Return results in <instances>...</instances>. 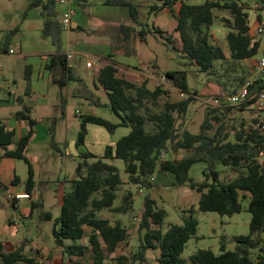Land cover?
<instances>
[{"label":"trees","instance_id":"trees-1","mask_svg":"<svg viewBox=\"0 0 264 264\" xmlns=\"http://www.w3.org/2000/svg\"><path fill=\"white\" fill-rule=\"evenodd\" d=\"M175 1L163 0L158 7H169ZM261 1L264 6V0ZM105 3L126 5L133 22L137 23L138 8L130 0H105ZM36 6H40L44 19L43 33L58 48L62 27L55 18V0H29L26 9ZM247 8L240 0H203L201 3L181 1L177 13L173 14L181 51L200 70L212 75L210 80L220 85L227 94L236 92L243 84L247 78L246 74L241 73L245 72L243 60L255 56L260 47V42L249 32ZM214 9H223L229 13L228 18H222L227 26L225 39L229 49L228 57L211 40L210 26L216 20ZM131 29L128 25L120 26L125 35ZM155 31L159 32L157 29ZM146 32L142 28L139 35ZM223 61L227 62V66L222 67ZM47 67L58 86L65 85L69 80H78L73 76L66 55L62 52L52 54ZM116 71L113 63L106 64L98 71L97 82L104 89L107 100L101 102L92 96L91 99L97 106H109L119 121L111 122L94 114L79 116L80 127L75 144H83L88 123L102 126L110 133L121 126L128 127L129 131L113 144L106 145L101 155L92 152L81 154V160L75 166V175L69 180L70 187L62 194L59 215L53 219L55 247L69 259L72 256L84 257L88 253L92 264H111L106 261L107 255L113 253L121 242L126 243L129 234L125 225L119 219L113 220L112 215L130 212L133 202L132 192L127 190L121 196L120 203L114 205L123 180L117 167L105 160L120 158L124 160L126 180L129 183L150 187L148 178L155 171L169 172L174 176L172 184H187L200 193L198 209L201 211H215L230 216L243 209L242 199L248 197V233L234 237L233 249L226 247L224 237H221L218 253L209 248L197 249L190 255L189 264H264V163L258 160V155L264 152V135L258 127L254 124L247 128L241 127L234 132L233 139H227V135L221 136L217 130L207 137L204 130L212 127L209 119L219 121L215 115L216 109L210 107L206 109L200 132H178L177 120L185 116L188 105L195 97V94L188 92L184 70L168 69L162 72L172 86L185 96L179 100L166 99L163 102L159 99L166 90L161 83L149 88L147 79L127 80L116 76ZM247 105L249 102L238 106L243 109ZM21 106L22 109L15 112L14 116L27 120L28 132L15 143L13 149H8L13 132L0 123V147L3 156L19 158L27 164L25 190L29 193L34 184V174L24 152L35 120L30 117L28 106L23 102ZM223 107L228 110L226 106ZM203 139L208 141L202 142ZM167 148L172 151H192L179 158H162ZM201 160L207 162V168L203 171L204 180L198 183L189 177L188 171L195 162ZM215 162L233 170L234 175L226 182L220 181L219 172L211 167ZM155 203L150 195L145 197L140 219V228L145 230L143 238L135 252L115 258L118 264H126L127 260L131 264L143 261L148 249L157 248L158 264H185L180 255L187 240L195 235L197 220L192 215L194 207L190 208V215L181 224L170 223L163 230L166 210L155 208ZM41 205L38 199L31 201L30 213ZM104 210L109 213L105 215ZM42 213L39 214L42 220L52 219L50 213ZM85 226L89 227L88 234H85ZM84 238L85 242L82 241ZM66 240L71 243H65ZM27 246L29 241L23 239L17 247L5 251L0 241V264H45L38 261L39 251L32 252L29 249L26 252Z\"/></svg>","mask_w":264,"mask_h":264},{"label":"rangeland","instance_id":"rangeland-1","mask_svg":"<svg viewBox=\"0 0 264 264\" xmlns=\"http://www.w3.org/2000/svg\"><path fill=\"white\" fill-rule=\"evenodd\" d=\"M28 0H0V34L6 33L9 37V42H14V28L18 27V22L21 19L22 14L25 11V6ZM75 8L86 7L87 5L97 4L101 0H68ZM136 4L139 10L140 23L135 24V27L139 30L142 28L148 30L146 34V40L141 42H136V49L138 53L141 54L140 59L143 60L142 63H139L141 67H144L145 70L149 69L150 64H155L157 71L164 72L168 69H177L184 70L186 73V85L188 92L195 94L194 99L188 105L187 111L183 118H178L176 127L178 132L183 130H188L192 133L200 132V124L205 118V112L208 108H215V115L218 116L219 121L214 119H209L212 122V127L206 128L204 130L205 136L210 137L216 130L222 135H227V139H233L234 132L243 127L254 124L257 126L259 124V118L257 114L253 112L250 104L244 106L243 109H239L238 105H229L226 106L228 110H224L223 106H212L209 103V100L213 97H216L220 94V88L218 84L210 80L212 75L207 74L205 71L199 69L197 65L190 62V60L184 55L180 49V44L177 36L170 41L168 44L167 36L170 31H161L154 32L150 31L152 29V20L154 25L157 26L155 18L149 15V8L140 4L142 0H131ZM162 1V0H161ZM159 0H154L153 3L159 5L161 3ZM180 1H185L189 3H201L203 0H177V3ZM248 8L246 9L248 24L250 27L251 35L260 40V46L264 45V6L261 0H240ZM66 4H56V8H63ZM250 6V7H249ZM28 12L30 9H27ZM213 12L216 15V20L214 21L212 27L218 29L219 31L225 30L227 26L226 22L222 18H228L229 13L226 10H217L214 9ZM41 24L36 26H30L26 28V31L29 32V36L37 35L38 33L43 36H47L41 30ZM262 27V32H257L256 28ZM162 29V27H160ZM25 31V32H26ZM19 32V31H18ZM211 33V32H210ZM62 34V48L65 50V35L66 28L61 29ZM27 36V35H26ZM169 39V38H168ZM211 40L214 43L213 36L211 35ZM5 44V39L1 43V47ZM218 45L221 46V43L218 42ZM226 44V43H225ZM9 45V44H7ZM227 48V45L226 47ZM260 48V47H259ZM258 54L255 55L257 57ZM229 56V55H228ZM227 56V57H228ZM114 59L119 63H131L130 61H135L136 58L133 56L123 55L117 53L114 56ZM228 59V58H227ZM85 59L82 60V69H84ZM227 66V62L223 61L222 67ZM244 73L246 77L249 73V66L246 63H243ZM228 69V68H227ZM161 76H164L163 82L161 83L163 89L166 90V93L161 95L159 101L163 102L166 99L170 100H179L184 98L182 97L181 92L172 86L170 81L166 78L163 73L156 75L159 79ZM1 80V75H0ZM160 80V79H159ZM149 87H152L153 84L150 82ZM228 91V90H226ZM223 95L228 92L222 91ZM99 99L101 102H106V96L103 93H98ZM222 96V95H220ZM223 107V108H217ZM158 108H153L157 110ZM96 115L101 116L111 122H118V116L112 111L109 106H99L95 108ZM262 116L264 117V109L261 110ZM209 117V116H208ZM93 127L100 128L106 132L105 138L100 136L99 138H94V140L88 143L86 150H89L96 155L102 153V147L104 143L108 144L110 142H115L121 136L128 133V127H117L112 133L105 131L102 126L94 125ZM72 134V135H71ZM77 135V128H72V132L67 134L66 138L75 139ZM96 137H98L96 135ZM40 149L39 156H35L30 163L33 165H43L42 168L38 167L37 174L35 176L36 187L38 188V193L43 199V206L37 207L33 210L31 216H26L20 209H17L13 206L12 201L8 200L4 195L3 191L7 190L8 192H15L13 189L17 187L23 189V185L20 183L17 187L12 182L0 183V240L7 239L9 241H15L18 239H27L38 240L45 242L48 240L46 245H50L53 236H52V223L53 219L59 215L60 206L57 202V199L60 197L65 190L70 187L69 178L71 173L75 169L77 161L81 160V157L76 156L74 160L68 156L66 153V146L64 144L59 145V151H52L50 144L35 142L33 145H30L27 149V155H32V151ZM192 150H178L172 151L170 148H167L164 152L162 158H179L183 155L189 154ZM15 164V173L19 175L21 182L27 177V164L24 160L19 158H14ZM258 160L264 163V152L258 155ZM30 161V160H29ZM107 163L113 164L117 167L118 173L123 181V184L119 187L117 193V199L114 201V205L120 203L121 196L127 191L130 190L133 195L132 209L126 214H113L112 219H119L129 231L127 242H121L115 251L106 257V261L111 264H118L115 259L119 255H130L132 252L136 251L137 245L140 243V240L143 238L144 231L140 228V219H141V210L143 208L144 199L146 196L150 195L155 200V208H164L166 210V215L163 219L162 229L165 230L167 225L170 223L181 224L185 217L190 215V208L194 207V212L192 213L193 217L197 220V227L195 235L187 240L184 245V248L181 252V258L184 260L185 264L190 263V255L197 249H211L213 252L218 253L220 250L221 237L225 238L226 247L228 249H233L235 247V236L245 235L249 231V220L250 213L246 210V205L248 202V197L242 199L243 209L240 212L234 213L230 216L221 215L215 211H201L198 209V198L199 192L195 189L190 188L187 184L181 186H175L172 184V179L169 173L164 176L165 172L155 171L150 177H153L154 180L151 181L150 177L148 178L150 182V187H145L142 185L129 183L127 179V172L125 171L124 160L120 158L106 159ZM211 167L216 169L219 172V180L226 182L230 177L234 175V171L228 167H225L220 162H215ZM207 168V162L201 160L195 162L189 169L188 175L195 182H201L204 180L203 171ZM75 172V171H74ZM169 175V176H168ZM6 181L4 177L0 176V181ZM171 180V181H170ZM174 180V177H173ZM199 193V194H198ZM39 200V199H38ZM3 204V206H1ZM41 210L50 211L52 215L51 220H42L39 218ZM103 213L107 215L109 212L104 210ZM11 215H14L17 218L16 225H12L9 222ZM264 239V238H263ZM47 242V241H46ZM32 245V244H31ZM27 246L26 252L30 249ZM88 255V253H87ZM159 255V249H148L146 252V257L143 261H136L132 264H158L156 258ZM80 264H92L91 258H85L79 260ZM24 264V263H19ZM72 264H77L76 261H73ZM126 264H131L127 260Z\"/></svg>","mask_w":264,"mask_h":264},{"label":"crops","instance_id":"crops-1","mask_svg":"<svg viewBox=\"0 0 264 264\" xmlns=\"http://www.w3.org/2000/svg\"><path fill=\"white\" fill-rule=\"evenodd\" d=\"M153 1L142 0L140 3L149 8L148 18L152 15L157 22V26H155L154 21H151L152 29L150 31L156 32V29L164 32L170 31L167 36L169 38L168 41L177 36L181 46L178 33L175 31L176 20L173 15L177 13L181 1L177 3L176 0L169 7L165 6L163 8H159ZM28 2L29 0L25 8H27ZM57 3L55 0V18L59 22V11L62 8H56ZM151 8L155 9L151 10ZM75 9V14L69 26L66 27L65 50L62 48L61 33L58 48L48 35L46 37L39 33L34 36L28 35L29 32L26 31V28L32 25L38 27L41 24V30L43 31L44 19L41 15L40 6L30 8L29 12L25 9L18 22L19 26L13 29L15 32L13 43L9 42V37L6 33L0 34V45L3 39H5V44L2 47L0 46V123H3L8 130H12V142L7 145V148L13 149L15 143L29 130L27 120L15 117L14 113L22 109L21 102L28 106L30 117L35 120V124L32 126V134L24 152L30 162L41 153L40 149H36L32 151V155H27L28 147L35 142L50 144L52 151H59V145L64 144L66 146V153L75 162L76 156L79 155L80 157L84 152H91L86 150V146L90 141L92 142L94 138H99L100 136L105 138L106 132L100 128L93 127L96 125L93 123L86 124L87 132L81 145L75 144L77 135L75 139L69 140H67L66 136L72 132V128H77L78 134L80 127L79 116L83 114H97L95 108L99 106L93 103V99L98 98L100 101L98 93H103L106 96L104 89L97 82V74L106 64H114L117 69L116 76L118 77L131 81L147 79L148 84L150 82L153 84L152 87H149L147 84L149 88H153L154 83L157 81L160 82L156 75L158 76L162 72L157 71L155 64H150L147 70L139 65L143 60L140 59L141 54L138 53L135 45L137 41L143 43L146 40V34L149 29L142 36L139 35V29L135 27V24L140 23V18L137 20V23L133 22L129 8L126 5L108 4L105 3V0H101L97 4L87 5L86 7H82V9ZM137 12L139 17V10ZM122 25L132 27L128 35H125L120 30V26ZM212 25L210 26V32L214 41L221 43V46H219L224 54L228 56V46L225 48L227 45L225 39L227 28L219 31L218 29L214 30ZM249 32L251 33L250 29ZM258 41L260 42V40ZM9 49H12L13 52H9ZM56 52H62L66 55L72 74L78 80H69L63 86H58L52 80L47 64L50 61L51 55ZM117 53L133 56L136 58V62H139L119 63L114 59ZM257 54V57L253 56L243 60V63L249 66V73L256 64L260 48ZM67 55H70V58ZM84 59V69H82V60ZM87 62H91V65L86 66ZM218 86L220 88L218 96L223 95L222 87ZM91 96L93 99H91ZM109 144H113V142L104 143L102 150ZM2 152L3 149L0 147V176L4 177L6 181L1 180L0 183L12 182L16 187L20 183L23 185V189L17 187L13 189L15 192L11 194L27 192L25 190L26 178L21 182L19 175L15 173L14 158L3 156ZM99 154L101 155L102 153ZM31 165L34 174V184L32 190L29 192L30 197L28 199L24 198L12 201L13 206L20 209L26 216L32 215L30 213V203L34 199H39L42 204L41 207L43 206V199L38 193L35 180L38 167L42 168L43 165L35 166L32 163ZM74 171L71 173L69 180L74 177ZM167 173L169 172H165L164 176ZM169 174L171 176H168L174 181L173 174ZM3 193L6 196L10 192L5 190ZM62 194L57 199L59 206L61 205ZM42 212L50 213L47 210H41L40 213L43 214ZM10 223L12 226V222ZM84 231L85 234H88L89 227L85 226ZM0 241L2 242L3 249L10 251L17 247L22 239L9 241L5 238ZM82 241L85 242L86 238ZM48 242V240H45V242L38 240L29 241V244H32L29 247L30 250L32 252L38 250L40 254L38 261H43L45 264H72L73 261L80 264V259L89 258V255L86 254L84 257L72 256L69 259V257L62 255L58 247H55L53 240L50 245H46L45 243ZM65 243L71 242L66 240Z\"/></svg>","mask_w":264,"mask_h":264},{"label":"built area","instance_id":"built-area-1","mask_svg":"<svg viewBox=\"0 0 264 264\" xmlns=\"http://www.w3.org/2000/svg\"><path fill=\"white\" fill-rule=\"evenodd\" d=\"M60 4H66L59 11V23L62 28L69 26L72 17L75 14V7L68 0H56ZM250 7V6H249ZM262 27L258 26L256 28L257 32H262ZM9 52H13L12 49H9ZM70 58V55H67ZM91 62H87L86 66H90ZM160 82H163L164 76H161ZM182 97L184 96L183 93ZM244 102H249L251 109L257 117L259 118V124L257 125L261 134L264 135V117L262 116V111L264 109V45L260 46V54L257 58L256 64L251 70L250 74L247 76L243 84L238 88V90L231 94H224L222 96H216L209 100L212 106H229V105H239ZM162 153L161 157H163ZM150 180L153 181L154 178L150 177ZM7 199L10 201L17 199H28L30 194L28 192H19L15 194H6ZM10 222L13 225H16L17 218L15 216L10 217Z\"/></svg>","mask_w":264,"mask_h":264},{"label":"water","instance_id":"water-1","mask_svg":"<svg viewBox=\"0 0 264 264\" xmlns=\"http://www.w3.org/2000/svg\"><path fill=\"white\" fill-rule=\"evenodd\" d=\"M205 141L207 142V141H208V139H203V141H202V142H205Z\"/></svg>","mask_w":264,"mask_h":264}]
</instances>
